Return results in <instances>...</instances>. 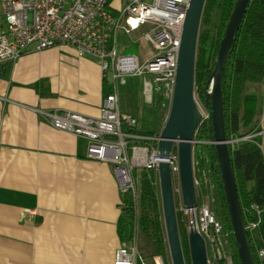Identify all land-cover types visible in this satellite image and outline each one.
<instances>
[{
	"label": "crops",
	"instance_id": "crops-1",
	"mask_svg": "<svg viewBox=\"0 0 264 264\" xmlns=\"http://www.w3.org/2000/svg\"><path fill=\"white\" fill-rule=\"evenodd\" d=\"M2 72L0 264H114L122 193L113 164L89 158L85 137L39 112L99 116L108 91L99 63L71 46L29 45Z\"/></svg>",
	"mask_w": 264,
	"mask_h": 264
},
{
	"label": "built area",
	"instance_id": "built-area-1",
	"mask_svg": "<svg viewBox=\"0 0 264 264\" xmlns=\"http://www.w3.org/2000/svg\"><path fill=\"white\" fill-rule=\"evenodd\" d=\"M187 5L188 0L1 1L4 24L0 29L1 66L18 58L29 45H34L37 51L56 45L71 46L78 56L91 57L99 63L108 88L99 116L69 110L39 112L53 127L85 137L89 158L111 162L122 194L134 193L132 169L135 166L153 169L157 174L158 163L165 160L172 175L178 172L177 152L173 150L168 158L158 157V132L139 130L137 118L119 109L117 82L123 77H143L145 90H153L152 83L163 82L165 96L171 99ZM118 32L131 38L133 34L145 38L154 53L141 59L138 53L119 52ZM197 106L206 118L208 113L204 114L199 102ZM246 138H230L228 144L235 147L239 140ZM195 185H198L196 179ZM180 209L189 215L207 247L220 255L227 234L210 212L203 193L196 191L193 208L188 210L181 202ZM254 225L251 222L247 227ZM258 255L264 259V248ZM151 259L153 264H166L162 254H154ZM225 260L226 264H233L230 258ZM138 261L146 264L137 241L129 247L119 244L114 264H138Z\"/></svg>",
	"mask_w": 264,
	"mask_h": 264
},
{
	"label": "trees",
	"instance_id": "trees-1",
	"mask_svg": "<svg viewBox=\"0 0 264 264\" xmlns=\"http://www.w3.org/2000/svg\"><path fill=\"white\" fill-rule=\"evenodd\" d=\"M236 0H205L202 11L195 61V92L207 109L208 116L198 126L193 146L194 177L197 192L215 189V204L210 208L222 223L225 242L232 250L233 264H241L234 245V237L220 181L215 153L210 97L205 90L217 58L219 43ZM264 82V0H249L236 39L226 59L221 75L223 114L226 138H242L235 147L228 144L238 198L246 226L247 241L254 264H264L258 251L264 248V98L257 92H246L245 84ZM170 102V100L168 99ZM262 108H260V107ZM260 110V118L258 117ZM262 115V117H261ZM155 133L154 131H147ZM176 151V149L174 150ZM134 193L122 194L117 220V234L121 245L129 247L139 239L146 240L150 256L162 254L169 262L158 175L153 169L135 166L132 169ZM179 236L185 259L190 263L187 228L176 212ZM254 222L252 228L247 226ZM142 252V249H139ZM141 250V251H140ZM142 255V253H141ZM143 256V255H142ZM210 264H226L224 256H215Z\"/></svg>",
	"mask_w": 264,
	"mask_h": 264
},
{
	"label": "water",
	"instance_id": "water-1",
	"mask_svg": "<svg viewBox=\"0 0 264 264\" xmlns=\"http://www.w3.org/2000/svg\"><path fill=\"white\" fill-rule=\"evenodd\" d=\"M249 0H236L219 43L214 68L207 79L205 90L210 97L209 110L220 181L234 237V245L241 264H254L247 241L246 226L240 206L234 172L231 166L228 139L225 134L221 75L226 59L236 39L237 31ZM205 0H188L181 34L175 80L168 116L158 131L157 156L168 158L176 149L178 179L182 203L190 210L196 204L193 165V146L198 126L204 120L195 100V61L199 27ZM3 75L0 65V76ZM161 209L171 264H185L183 256L168 161L157 166ZM188 247L191 264H209L204 238L193 227L189 217Z\"/></svg>",
	"mask_w": 264,
	"mask_h": 264
},
{
	"label": "rangeland",
	"instance_id": "rangeland-1",
	"mask_svg": "<svg viewBox=\"0 0 264 264\" xmlns=\"http://www.w3.org/2000/svg\"><path fill=\"white\" fill-rule=\"evenodd\" d=\"M117 44H118L119 52L138 53V56L141 59L144 56H150L154 53V49L152 48L151 44L145 38L138 37L137 34H133L131 38L128 35H124L122 32H118ZM147 80L151 81V77L147 76ZM152 87L154 88L153 90H145L143 77H123L120 78L117 82V88H118L117 93L119 96L120 110L136 113L138 116V129L142 131H154L156 128L159 127L158 125L160 121H162L161 124L165 122L164 120H166L169 113L170 102L168 101L169 98L165 96V90H164L165 84L163 82L152 83ZM245 91L246 92L255 91L259 96H262L264 94L263 92L264 82L260 84L246 83ZM148 94H150L151 97L150 99L148 98ZM195 100H197V103L199 102V104H201V107L204 110V114L208 113L207 109L203 107L204 105L197 99L196 92H195ZM258 117L260 118V110ZM160 129H158L157 131H160ZM156 185L158 186V191L160 194L158 181ZM172 185H173L176 212L179 213L180 221L181 220L184 221V224L188 232L189 215L186 214L184 211H181L180 209L182 197H181L180 182L178 179L177 172H174L172 175ZM203 195L204 198L207 199L209 203V207L212 208L216 200L215 189L213 188V186L212 185L210 186L209 193L207 194L203 193ZM212 213L215 217H217L214 212ZM137 244L139 246V249L140 248L142 249L141 253L144 257L145 263L153 264L151 259L152 256H150V252L147 250L145 246L146 240L145 238H143L141 234H139V239ZM207 254L210 264L211 263L210 260L215 258L217 254L216 252H213L210 249V247H207ZM231 254H232V250L230 249V246L227 244V242H225L219 256H225V258L231 259ZM139 263L140 262L138 261V264ZM168 264H171L170 255H169Z\"/></svg>",
	"mask_w": 264,
	"mask_h": 264
},
{
	"label": "bare ground",
	"instance_id": "bare-ground-1",
	"mask_svg": "<svg viewBox=\"0 0 264 264\" xmlns=\"http://www.w3.org/2000/svg\"><path fill=\"white\" fill-rule=\"evenodd\" d=\"M218 219V218H217ZM206 248H207V245H206ZM217 256H219L218 254H217ZM225 257V256H224ZM207 258H208V254H207ZM208 260H209V258H208Z\"/></svg>",
	"mask_w": 264,
	"mask_h": 264
},
{
	"label": "clouds",
	"instance_id": "clouds-1",
	"mask_svg": "<svg viewBox=\"0 0 264 264\" xmlns=\"http://www.w3.org/2000/svg\"><path fill=\"white\" fill-rule=\"evenodd\" d=\"M175 150V149H174Z\"/></svg>",
	"mask_w": 264,
	"mask_h": 264
}]
</instances>
